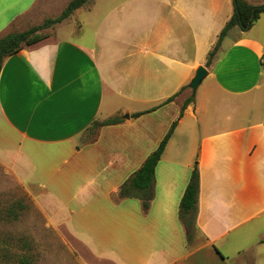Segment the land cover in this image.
I'll return each mask as SVG.
<instances>
[{"label":"crops","instance_id":"obj_1","mask_svg":"<svg viewBox=\"0 0 264 264\" xmlns=\"http://www.w3.org/2000/svg\"><path fill=\"white\" fill-rule=\"evenodd\" d=\"M39 1L0 0V37L72 0H48L26 19ZM191 7L90 0L64 21L90 13L91 47L57 34L0 63V231H67L112 264H264V230L255 231L264 215V15L249 31L230 30L207 67L216 43L200 51L188 20L210 31L211 17L187 15ZM201 65L220 99L213 111L195 100L179 119ZM244 106L255 120L250 110L244 122ZM118 115L123 122L92 128ZM176 120L149 209L119 198ZM195 167L198 233L189 240L179 205Z\"/></svg>","mask_w":264,"mask_h":264},{"label":"rangeland","instance_id":"obj_2","mask_svg":"<svg viewBox=\"0 0 264 264\" xmlns=\"http://www.w3.org/2000/svg\"><path fill=\"white\" fill-rule=\"evenodd\" d=\"M48 0H40L35 6L33 11L29 13L25 18L29 19L33 16H38L41 8ZM69 1V0H68ZM196 7L198 9L194 11L191 9L186 11L187 15L210 16L211 17V28H201L197 21L189 16V23L195 25L194 30L197 38L202 41L199 45V50H206V42L209 44L211 42H217L218 36L221 30L225 26L224 17L227 13V9L230 8V12L233 16L234 5L227 6L225 0L221 2L217 0H195ZM63 6V5H62ZM57 6L55 9L51 10L46 15H40L37 22L34 25H42L46 19L58 17L61 12ZM59 12H58V11ZM199 10V11H198ZM229 10V9H228ZM77 17L71 22L64 21L62 26L55 25L52 28L41 31L47 36H56L57 34L62 37H69L74 40L81 41L87 46L91 47V39L95 35L96 27L93 25L90 13L86 10H81L74 15ZM231 16V17H232ZM231 19V18H230ZM229 19V20H230ZM264 19V18H263ZM75 21V22H74ZM227 24V23H226ZM31 26V25H30ZM60 29V30H59ZM59 30V32H58ZM205 31L210 32V35L203 37ZM58 32V33H57ZM202 39V40H201ZM214 43V44H215ZM208 47V48H209ZM211 81L206 79L203 84L199 87L194 99L199 104L205 105L207 109L213 111L217 106L214 104L220 98L214 96L211 90ZM192 95V90L188 88V92L184 95L187 100ZM194 100V101H195ZM255 100V98H254ZM207 101H210L207 103ZM250 107L244 106V122H247V117L251 114L250 112L254 110L253 118L255 120V109L251 111ZM119 116V115H118ZM126 116V115H125ZM124 116V117H125ZM164 118V117H163ZM261 190L259 191L260 196H264ZM258 193H256L257 195ZM31 214H33L31 212ZM38 221L42 218L40 214L34 212ZM25 218V217H23ZM264 230V215L259 218H255V231ZM198 231L195 233L197 235ZM0 264H112L108 261L98 260L95 258L87 248L82 246L69 232L67 231H0Z\"/></svg>","mask_w":264,"mask_h":264},{"label":"trees","instance_id":"obj_3","mask_svg":"<svg viewBox=\"0 0 264 264\" xmlns=\"http://www.w3.org/2000/svg\"><path fill=\"white\" fill-rule=\"evenodd\" d=\"M89 1L90 0H72L58 17L46 19L42 25L32 26L25 31H13L0 37V63H2L5 58L18 53L24 47L37 44L47 38V34H43L41 31L62 23L76 10L83 7ZM232 1L234 5L233 16L222 29L213 50L209 52L207 58V67L213 63L215 56L223 43V40L228 35L230 30L239 28L241 31H249L255 22L262 15H264V5H252L247 0ZM185 88L186 87H183L178 93L170 97L165 104L174 101V99ZM194 100V97L191 96L185 101L181 109L179 119L184 116L186 108L191 103H193ZM143 114L145 113H136L132 115V117L138 118ZM178 120L173 122L158 148L147 157L142 167L121 186L118 193L119 198H139L142 201L144 209H149L151 201L154 198L156 167L162 158L165 148L171 139L175 128L178 125ZM123 121L124 120L121 116H115L104 121H94L92 128L116 125ZM199 192L200 175L198 167H195L179 205V218L187 230V238L189 240H191L193 235L197 232L196 217Z\"/></svg>","mask_w":264,"mask_h":264},{"label":"water","instance_id":"obj_4","mask_svg":"<svg viewBox=\"0 0 264 264\" xmlns=\"http://www.w3.org/2000/svg\"><path fill=\"white\" fill-rule=\"evenodd\" d=\"M208 75H209V71L205 66L201 65L197 68L195 76L188 85L189 88L192 90L193 97L196 96L199 87L202 85L203 81L207 78ZM125 118L129 119L130 116L126 115Z\"/></svg>","mask_w":264,"mask_h":264}]
</instances>
